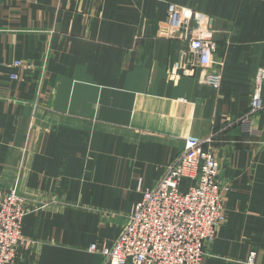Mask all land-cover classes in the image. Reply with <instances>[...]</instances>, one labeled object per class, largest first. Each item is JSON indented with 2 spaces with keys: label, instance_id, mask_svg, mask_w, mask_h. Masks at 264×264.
<instances>
[{
  "label": "crops",
  "instance_id": "crops-1",
  "mask_svg": "<svg viewBox=\"0 0 264 264\" xmlns=\"http://www.w3.org/2000/svg\"><path fill=\"white\" fill-rule=\"evenodd\" d=\"M171 5L209 17L220 89L177 68ZM258 79L264 101V0H0V193L24 198L33 242L12 264H101L91 246L112 247L186 142L214 135L230 191L203 264H264V114L262 138L237 126Z\"/></svg>",
  "mask_w": 264,
  "mask_h": 264
},
{
  "label": "built area",
  "instance_id": "built-area-1",
  "mask_svg": "<svg viewBox=\"0 0 264 264\" xmlns=\"http://www.w3.org/2000/svg\"><path fill=\"white\" fill-rule=\"evenodd\" d=\"M208 26V16L171 5L162 37L186 42L187 50L181 52L177 68L184 73L199 72V84L218 90L221 64L215 60L217 45L208 37ZM260 85L258 79L249 110L237 122L242 133L256 138L263 137L253 127L254 117L264 114ZM215 138L188 140L162 178L143 192L114 245L91 246V252L103 256L101 264H203L227 221L224 200L230 191L218 179L221 161L213 153ZM185 180L191 182L187 191L183 189ZM26 214V202L15 190L0 193V264H12L21 247L33 244L22 234ZM256 256L251 252L246 263L260 264Z\"/></svg>",
  "mask_w": 264,
  "mask_h": 264
},
{
  "label": "rangeland",
  "instance_id": "rangeland-1",
  "mask_svg": "<svg viewBox=\"0 0 264 264\" xmlns=\"http://www.w3.org/2000/svg\"><path fill=\"white\" fill-rule=\"evenodd\" d=\"M16 63H22V62L17 61V62L14 63V66H15ZM22 64H23V63H22ZM12 78L15 79V77H13V76H12ZM185 147H186V145H185ZM221 169H222V165H221ZM221 171H222V170H221Z\"/></svg>",
  "mask_w": 264,
  "mask_h": 264
}]
</instances>
